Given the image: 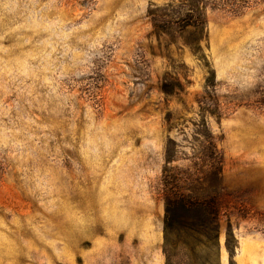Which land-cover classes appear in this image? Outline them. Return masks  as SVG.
<instances>
[{"label":"rangeland","instance_id":"obj_1","mask_svg":"<svg viewBox=\"0 0 264 264\" xmlns=\"http://www.w3.org/2000/svg\"><path fill=\"white\" fill-rule=\"evenodd\" d=\"M213 148L264 264V0H0V264H165L166 153Z\"/></svg>","mask_w":264,"mask_h":264},{"label":"trees","instance_id":"obj_2","mask_svg":"<svg viewBox=\"0 0 264 264\" xmlns=\"http://www.w3.org/2000/svg\"><path fill=\"white\" fill-rule=\"evenodd\" d=\"M190 26L199 28L200 23L197 20ZM174 161L175 159L167 152L162 174L165 202L163 221L165 264H221V205L218 186L211 184H215L221 178L222 158L213 148L204 157V166L199 167V174L188 172L185 174L186 180H183L179 169L170 166ZM202 178L206 179V183H211L207 187L210 192L207 195H201L199 193L201 189L191 187V183L199 182ZM226 235L225 246L230 264H235L238 243L231 230H228ZM181 256L185 259L184 262Z\"/></svg>","mask_w":264,"mask_h":264}]
</instances>
